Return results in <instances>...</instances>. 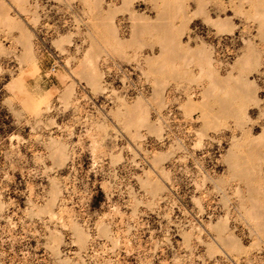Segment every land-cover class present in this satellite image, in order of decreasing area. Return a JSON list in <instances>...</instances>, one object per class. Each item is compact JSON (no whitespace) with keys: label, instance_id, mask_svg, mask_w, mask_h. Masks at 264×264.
<instances>
[{"label":"rangeland","instance_id":"obj_1","mask_svg":"<svg viewBox=\"0 0 264 264\" xmlns=\"http://www.w3.org/2000/svg\"><path fill=\"white\" fill-rule=\"evenodd\" d=\"M0 264H264V0H0Z\"/></svg>","mask_w":264,"mask_h":264}]
</instances>
